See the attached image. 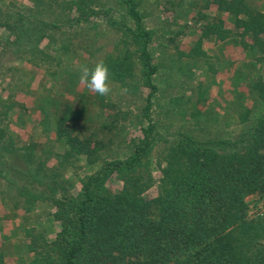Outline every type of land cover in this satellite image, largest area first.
<instances>
[{
    "label": "trees",
    "instance_id": "16d2710c",
    "mask_svg": "<svg viewBox=\"0 0 264 264\" xmlns=\"http://www.w3.org/2000/svg\"><path fill=\"white\" fill-rule=\"evenodd\" d=\"M257 1L174 2V23L202 22L188 50L169 51L162 37L173 23L149 24L141 0H0V200L23 210V221L51 204L60 226L51 238L23 225L26 254L13 264H264V212L250 217L249 205L264 197V73L217 106L218 69L204 47L234 40L264 68ZM212 6L214 15L203 12ZM100 60L110 70L108 96L78 84L79 67ZM30 68L42 71V86L55 83L35 103L44 143L12 130L33 121L12 91L29 85ZM170 89L177 125L158 115ZM118 121L132 132L124 150L104 154L97 131ZM83 161L93 168L75 189L66 174Z\"/></svg>",
    "mask_w": 264,
    "mask_h": 264
},
{
    "label": "rangeland",
    "instance_id": "374dc122",
    "mask_svg": "<svg viewBox=\"0 0 264 264\" xmlns=\"http://www.w3.org/2000/svg\"><path fill=\"white\" fill-rule=\"evenodd\" d=\"M178 1L179 0H141V7L146 14L149 24L160 27L163 25L162 22L164 21L173 23L172 28L174 29V32L166 34L167 36L162 37V40L170 45L167 48L169 51H174L173 47H175V45H179L181 49L188 50L190 48L191 41L195 40L199 35V26L202 22V20L195 22L191 17V20L187 25L185 24L186 22L184 23V20L174 23V2ZM257 3L264 7V0H258ZM202 9L204 13L210 15H214L216 13L214 6L210 8L203 7ZM224 16L227 20L228 26L232 27L233 24L228 17V14L226 13ZM108 37L113 36L106 32L104 36L105 41H107ZM204 47L212 57V60L216 63L218 69L216 76L217 82L212 86L210 91V102H218L217 106H227L228 103H233V101L238 100L239 95L242 93H248L249 83L253 81L254 76H260L264 73L263 67L258 64L257 66H254V53L246 51L234 40L229 39L226 41H216L213 39H206L204 41ZM165 57L166 56H164V58ZM168 61L169 59H166L165 62L168 63ZM162 68L164 67L162 66ZM30 69H32L31 73L28 74L26 78L29 85L26 82L21 83L20 85H15L13 86L12 91L16 93V97L19 101L27 104L33 121L22 128L12 124V130L16 136L18 135L19 138L24 141L33 137L35 140L44 143L46 139L41 135L42 127L39 124L42 114L37 108H35V103L37 98L40 99V101L44 100L50 93V90L54 88L55 83L54 81H51L48 82V85L42 86V71L36 68ZM163 73H167V67L166 69H163ZM203 77L204 76H200V79H203ZM161 79L162 81L160 80V83H163V80H165L164 84L168 85V82L170 81L166 82L169 79L168 77L164 76ZM178 84L176 83L175 86L174 83L170 82L169 85H171V88L175 87L174 91L176 89L182 91ZM166 92L167 93L165 94L169 97H161V99H159L160 105L158 108V115L164 122L170 120V117H174V119H171L172 123L174 122L175 125L180 124L182 123L181 114L177 110L176 112L169 111V105L171 106V94L168 93L172 92L174 95V92L171 89L170 91L166 90ZM178 93L177 95H179ZM247 101L249 104L252 102L250 99ZM174 106L175 105H173V107ZM221 109V107H217V110L221 111ZM16 113L17 112L13 113L15 118L17 117ZM110 120L111 119H109V121ZM131 132V125L127 126L123 122L118 121L117 127L112 129L108 128L104 130V132L101 128L98 129V136L96 139L99 142L102 140V144H105L103 148L104 154H110L114 151L121 152V150L125 147L126 138ZM102 144H99V146ZM82 165H86V162L83 161ZM84 167L85 168H80L78 170V174H75V172L72 171L66 174V176L70 179V183L75 184V189L79 187L78 177L84 175L87 169L93 168V166ZM3 187L4 186L0 183V190ZM152 193H157L156 187L153 188ZM249 205L250 217L259 215V211L264 212V197L261 198L251 196L249 198ZM50 211H52V205L42 203L35 211L28 215V218L25 221H23V216H25L23 210L13 212L11 207L5 201L0 200V251L5 253L7 264H13L19 257V254H26V239L24 237V232L22 231L23 225L35 226L39 230H47V235L51 238L55 235L60 226L52 219Z\"/></svg>",
    "mask_w": 264,
    "mask_h": 264
},
{
    "label": "clouds",
    "instance_id": "9594fccd",
    "mask_svg": "<svg viewBox=\"0 0 264 264\" xmlns=\"http://www.w3.org/2000/svg\"><path fill=\"white\" fill-rule=\"evenodd\" d=\"M78 72L79 86L100 96H108L111 93L110 70L103 60L95 62L92 66L82 65Z\"/></svg>",
    "mask_w": 264,
    "mask_h": 264
},
{
    "label": "built area",
    "instance_id": "2783aa9c",
    "mask_svg": "<svg viewBox=\"0 0 264 264\" xmlns=\"http://www.w3.org/2000/svg\"><path fill=\"white\" fill-rule=\"evenodd\" d=\"M260 213H262V214H263V211H262V212L260 211Z\"/></svg>",
    "mask_w": 264,
    "mask_h": 264
}]
</instances>
